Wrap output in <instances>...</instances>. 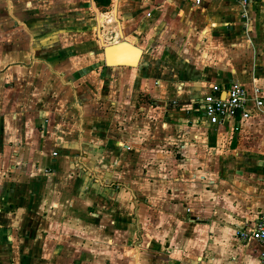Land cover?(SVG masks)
<instances>
[{
    "label": "crops",
    "instance_id": "0c3cea01",
    "mask_svg": "<svg viewBox=\"0 0 264 264\" xmlns=\"http://www.w3.org/2000/svg\"><path fill=\"white\" fill-rule=\"evenodd\" d=\"M86 3L0 0V264L17 262L12 246L86 227L77 211L99 229L134 213L145 243L171 250L150 249L147 264H262L237 231L264 211V113L200 124L190 102L234 81L264 92V0H120L109 44L142 54L103 63L94 95L64 80L80 58L54 57L57 33L72 30L55 19L84 20Z\"/></svg>",
    "mask_w": 264,
    "mask_h": 264
},
{
    "label": "rangeland",
    "instance_id": "374dc122",
    "mask_svg": "<svg viewBox=\"0 0 264 264\" xmlns=\"http://www.w3.org/2000/svg\"><path fill=\"white\" fill-rule=\"evenodd\" d=\"M86 1V16L84 20L63 21L60 20L61 16L59 15L55 19L57 30L61 24L71 25L72 30L69 32L65 31L64 34L57 33L55 40L60 42L56 46L54 57L58 62H69V60L80 58L83 62V67L74 70L75 74L67 76L64 80L68 81L69 78H72L75 84L84 83L85 85L83 84V86H92L89 90L94 95L98 82L102 80L103 46L109 45L111 41L117 39V29L120 24L118 22H121L122 15L116 9L120 0H109L106 7L100 6L99 0H95L97 6H94L91 0ZM231 6L234 8L232 4ZM61 47H63V50H59ZM68 48L72 49V51L68 52ZM60 76H62V73H60ZM103 86H105L104 82ZM77 87H72L76 94L78 92L76 90ZM73 103H78L77 107H75V104L72 109L74 115L77 112L78 115L79 111H81L82 102L77 98V101ZM112 109H114V106H112ZM88 211L95 212L97 208L93 206ZM132 215L134 213L127 217L128 219L130 218V222H128L127 218L121 219V224L114 223L109 225L108 222L107 225L99 229L95 226L98 224L93 219L96 217L95 215L85 216L77 211L72 214V218L81 221L87 226L82 227V229L74 227L65 229L66 239L56 236L47 237V234L36 236L35 240H30L27 237L29 239L28 244H23L21 248L19 245L12 246L9 250H6V253L11 255V257H18L17 262L13 264H147L151 253L150 249L156 255H159L161 251L165 254L171 253L168 246H163L164 248H162L158 245L149 246L145 243L144 225L139 223L136 216L133 218ZM169 262L165 261V264ZM173 264L182 263L174 261Z\"/></svg>",
    "mask_w": 264,
    "mask_h": 264
},
{
    "label": "built area",
    "instance_id": "2783aa9c",
    "mask_svg": "<svg viewBox=\"0 0 264 264\" xmlns=\"http://www.w3.org/2000/svg\"><path fill=\"white\" fill-rule=\"evenodd\" d=\"M202 1L193 0V5L196 7ZM237 1L245 6L253 0ZM171 103L178 106L176 100ZM190 103L191 110L195 109L199 113L198 123L226 125L238 118H249L253 111L264 113V92L258 86H253L251 91H247L239 82L234 81L225 88L215 84L202 98L191 100ZM187 111L189 112V110ZM260 171L264 179V164L261 166ZM237 235L244 242L254 239L260 244L259 258L261 263L264 264V211L258 215L252 227L238 230Z\"/></svg>",
    "mask_w": 264,
    "mask_h": 264
},
{
    "label": "water",
    "instance_id": "95a60500",
    "mask_svg": "<svg viewBox=\"0 0 264 264\" xmlns=\"http://www.w3.org/2000/svg\"><path fill=\"white\" fill-rule=\"evenodd\" d=\"M141 54L142 50L138 46L130 45L126 40L103 46V60L108 66H132L126 65V62H139Z\"/></svg>",
    "mask_w": 264,
    "mask_h": 264
},
{
    "label": "bare ground",
    "instance_id": "6f19581e",
    "mask_svg": "<svg viewBox=\"0 0 264 264\" xmlns=\"http://www.w3.org/2000/svg\"><path fill=\"white\" fill-rule=\"evenodd\" d=\"M128 43H130V42H128ZM130 45H134V44L130 43ZM139 48H140V47H139ZM140 49H141V48H140ZM138 53H140V51H139ZM140 57H141V56H140ZM138 61H139V60H138ZM137 64H138L137 60H135V62H134V63H131V64H130V62H126V65L137 66Z\"/></svg>",
    "mask_w": 264,
    "mask_h": 264
},
{
    "label": "trees",
    "instance_id": "16d2710c",
    "mask_svg": "<svg viewBox=\"0 0 264 264\" xmlns=\"http://www.w3.org/2000/svg\"><path fill=\"white\" fill-rule=\"evenodd\" d=\"M103 2H104V1H103ZM105 3L108 4V3H109V0H108V1H105Z\"/></svg>",
    "mask_w": 264,
    "mask_h": 264
}]
</instances>
